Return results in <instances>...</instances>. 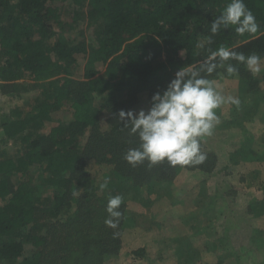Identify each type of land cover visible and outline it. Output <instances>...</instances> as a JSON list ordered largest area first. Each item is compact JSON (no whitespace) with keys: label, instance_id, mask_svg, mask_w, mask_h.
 Instances as JSON below:
<instances>
[{"label":"trees","instance_id":"trees-1","mask_svg":"<svg viewBox=\"0 0 264 264\" xmlns=\"http://www.w3.org/2000/svg\"><path fill=\"white\" fill-rule=\"evenodd\" d=\"M228 2L0 0V92L12 91L25 75L40 85L29 93L28 110L11 107L0 122V261L104 264L117 252L132 219L123 202L119 227L105 225L108 197L89 168L119 182L131 180L147 192L141 204L150 207L165 200L158 194L149 198L161 184L172 196L170 207H180L187 192L174 186L178 176L214 169L217 152L207 137L201 142L207 158L198 166L172 167L166 160L149 166L145 160L133 167L124 154L138 147L139 138L123 128L118 113L136 112L139 105L148 110L152 95L162 92L179 68L198 67L221 46L264 56V0H244L259 24L257 33L240 36L230 26L211 34V22ZM80 23L90 27V38L76 34ZM229 63L239 69L238 76L218 68L208 78L225 84L220 85L225 96L261 99L264 73L260 80L244 64ZM10 139L19 141L16 156L3 152ZM237 153L233 166L259 170L264 194V136L248 138ZM32 166L39 177L29 171ZM50 187V195L43 192ZM210 249L207 244L205 250ZM240 250L247 249L237 248L235 259Z\"/></svg>","mask_w":264,"mask_h":264},{"label":"rangeland","instance_id":"rangeland-1","mask_svg":"<svg viewBox=\"0 0 264 264\" xmlns=\"http://www.w3.org/2000/svg\"><path fill=\"white\" fill-rule=\"evenodd\" d=\"M77 29L79 38L82 35L90 38L87 23H80ZM260 57L264 67V56ZM263 73L251 76L261 80ZM261 87L258 96L262 98L256 99L258 107L255 110L254 107L247 110L241 103L239 107L224 104L217 109L220 123L207 137L208 144L217 152L216 165L211 172L192 170L178 176L174 186L187 192L180 207H170L172 196L167 195L163 184L149 198L158 194L166 196L165 200L153 207L144 206L141 200L147 192L138 190L131 180L119 182L106 171L88 169L91 178L103 181L105 177H110L106 196H123L125 210L132 219L130 224H133L128 232L123 233L117 252L104 264H196L201 261L217 264L219 259L225 262L232 260V264H264L261 172H243L239 170L241 166H233L240 145L248 138L258 140L264 136V82H261ZM39 88V84H34L25 75L14 82L12 91L0 92V122L11 107L28 110L32 106L29 93ZM98 100L96 97L95 105H98ZM62 108L68 109L65 105ZM141 109L146 110L139 105L135 111L138 113ZM47 130L48 126L44 131ZM18 148L19 141L10 139L2 149L5 154L16 156ZM28 169L39 177L38 168L32 166ZM43 192L50 195L53 188H46ZM164 213L165 218L162 217ZM207 244L210 250H205ZM241 246L247 250H240L241 254L235 259L234 251L238 252L237 248ZM24 254L29 255L30 252ZM225 262L223 264H227ZM0 264L10 263L2 260Z\"/></svg>","mask_w":264,"mask_h":264},{"label":"clouds","instance_id":"clouds-1","mask_svg":"<svg viewBox=\"0 0 264 264\" xmlns=\"http://www.w3.org/2000/svg\"><path fill=\"white\" fill-rule=\"evenodd\" d=\"M230 26H234L240 36L257 33L259 24L244 0H229L211 22L210 32L214 36ZM208 42H212L211 37ZM198 47L203 48L204 45L199 44ZM229 61L244 64L253 76L264 72L260 55H245L221 46L210 51L198 67L187 64L179 68L166 88L152 95L148 110L141 109L138 113L120 110L118 120L123 128L128 129L129 135L139 138L138 147L129 148L124 159L133 167L145 160L149 166L165 160L172 167L204 163L207 157L201 151V142L211 136L220 123L215 110L224 104L239 107L241 103L238 97L225 96L220 85L208 78L218 68H224L229 76H238L239 69ZM109 182L110 177H105L99 189L106 190ZM123 201L119 194L108 197L105 209L108 215L104 223L112 229L119 227ZM118 235L113 232L114 237Z\"/></svg>","mask_w":264,"mask_h":264},{"label":"crops","instance_id":"crops-1","mask_svg":"<svg viewBox=\"0 0 264 264\" xmlns=\"http://www.w3.org/2000/svg\"><path fill=\"white\" fill-rule=\"evenodd\" d=\"M241 106L242 107L245 106L247 110H250V108H252V107H254V110H255L258 107L255 98H253L251 96L245 97L241 101ZM242 110H244V109H242Z\"/></svg>","mask_w":264,"mask_h":264}]
</instances>
